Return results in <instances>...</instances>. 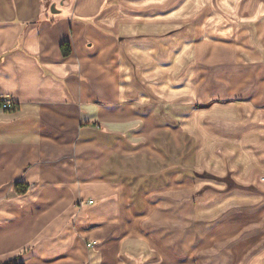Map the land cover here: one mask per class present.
Segmentation results:
<instances>
[{
  "label": "crops",
  "instance_id": "crops-1",
  "mask_svg": "<svg viewBox=\"0 0 264 264\" xmlns=\"http://www.w3.org/2000/svg\"><path fill=\"white\" fill-rule=\"evenodd\" d=\"M157 3L0 0V264H264V0H183L179 45Z\"/></svg>",
  "mask_w": 264,
  "mask_h": 264
},
{
  "label": "rangeland",
  "instance_id": "rangeland-1",
  "mask_svg": "<svg viewBox=\"0 0 264 264\" xmlns=\"http://www.w3.org/2000/svg\"><path fill=\"white\" fill-rule=\"evenodd\" d=\"M46 1L53 3L54 7H56L57 5L62 6V4H64L65 2V0H46ZM67 1H68V4L66 6H70L72 0H67ZM157 1H158L157 3L158 5L156 9L153 10L157 13V16L158 17L163 16V13L171 11L173 13L172 18L174 21V25H172V28L157 29V32H156L157 39L159 40V39H165V38H168V39L173 38L175 41H177L176 42L177 45H179V39L182 38L181 36L182 35V32H181L182 24L180 23L181 22L180 7L182 6L183 0H171L169 3H167L166 7H159L160 1H163V0H157ZM189 34L190 32L187 33V35ZM189 36L191 38V35ZM159 44L160 43H158L157 52H156L157 53L156 71H153L154 73L150 75L148 73H142L140 82L137 83L139 91L140 93H142V96H144L147 99V101L151 103L154 102L158 105L164 104L165 102L170 101L169 100L170 91L166 92L165 84H173L174 87L179 88L181 82L184 81L186 77L187 71L193 67L192 64L184 62L188 60L187 57L189 56H187V53L181 54V52H176L177 49L179 50V46H174L172 53H170V51L167 48L165 49ZM206 81H208V83H206V86L211 89L212 88L211 74L209 78H206ZM175 94L176 95H174L173 98H178L175 100L178 102H181L180 91L175 92ZM158 139H164V134L160 135ZM161 146L162 148L164 147L163 143L161 144ZM134 165H135L134 167L140 166L137 163H135ZM160 165L164 166V163L162 162L155 163V166H157V168L160 167ZM168 165H170V163ZM172 165L174 167L180 166V159L175 160L174 163H172ZM142 167L144 168L147 166L143 165ZM136 171H139V170L133 168L132 162H121L120 163V162L114 161L111 164V168H110V173H113L115 175L114 180H120L123 178H127V179L137 178L140 175V173ZM148 174H153V172L150 173L149 171H147V173H145L144 171L142 173V175L144 176ZM86 248H88L87 244H86Z\"/></svg>",
  "mask_w": 264,
  "mask_h": 264
},
{
  "label": "built area",
  "instance_id": "built-area-1",
  "mask_svg": "<svg viewBox=\"0 0 264 264\" xmlns=\"http://www.w3.org/2000/svg\"><path fill=\"white\" fill-rule=\"evenodd\" d=\"M0 108L3 110H7V109H9V105L7 103H2V104H0ZM92 245L93 244L89 243V244H87V247L90 248V247H92Z\"/></svg>",
  "mask_w": 264,
  "mask_h": 264
},
{
  "label": "trees",
  "instance_id": "trees-1",
  "mask_svg": "<svg viewBox=\"0 0 264 264\" xmlns=\"http://www.w3.org/2000/svg\"><path fill=\"white\" fill-rule=\"evenodd\" d=\"M68 53H69V49L65 45L62 46V54L66 56L68 55ZM8 264H14V263H8Z\"/></svg>",
  "mask_w": 264,
  "mask_h": 264
},
{
  "label": "water",
  "instance_id": "water-1",
  "mask_svg": "<svg viewBox=\"0 0 264 264\" xmlns=\"http://www.w3.org/2000/svg\"><path fill=\"white\" fill-rule=\"evenodd\" d=\"M50 13L51 14H57L58 13V11L55 10L53 5L50 7Z\"/></svg>",
  "mask_w": 264,
  "mask_h": 264
}]
</instances>
